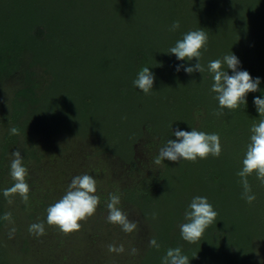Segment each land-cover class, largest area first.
<instances>
[{
	"label": "trees",
	"instance_id": "16d2710c",
	"mask_svg": "<svg viewBox=\"0 0 264 264\" xmlns=\"http://www.w3.org/2000/svg\"><path fill=\"white\" fill-rule=\"evenodd\" d=\"M192 1L114 0L118 12L109 19L112 10L102 7L103 0H0V233L8 237L17 263L21 256L26 264H161L169 248L180 247L189 264H194L196 250L207 245L211 255L208 264H264V186L255 174L248 178L256 196L248 204L236 175L242 168L250 127L260 119L254 99H264V0H223L222 7L216 3L205 10L198 4L194 11ZM179 2L181 5H177ZM126 5L127 15L122 11ZM188 16L189 21L190 17L197 19L196 30L202 29L212 37L200 61L205 68L209 61L231 52L240 61L238 70L260 79L258 91L246 95V105L234 111L224 109V116L213 114L219 105L211 92L212 76L207 71L186 73L184 67H194L198 61H181L167 53L184 32L174 34L173 40H166L160 48L150 41L154 35L150 29L166 24L171 30L173 22L178 20L181 25ZM117 17L121 22L114 25ZM114 30L127 51L118 74L136 79L143 67H149L155 77L150 94L154 101L146 106L160 104L164 110H147L128 146V158L112 134L77 136L75 129L68 131L56 125L55 108L52 112L47 92L51 78H58L59 71H64L59 65L52 67V61L72 66L75 62L71 61L77 59L84 64L95 62L102 71L107 68L112 58L101 52L95 54L93 49ZM178 65H182L180 71L176 70ZM227 71L232 75L231 69ZM15 75L19 81L10 88L7 81ZM55 78L53 93L60 92L62 108L71 110L68 104L77 101L79 94L72 89L70 78L66 83H57ZM130 89L140 93L134 85ZM91 94L85 90L79 98L77 108L81 113L92 105ZM77 108L75 111H79ZM12 127L19 130V135L10 134ZM193 128L218 133L222 146L219 158L201 159L205 170L196 174L218 201L213 206L217 221L207 230V242L199 248L187 245L176 230L177 222L171 221L159 234L151 221L156 195L173 191L177 184L175 172L180 173L181 181L188 172H194L180 167L178 161L165 159L155 165L153 160L168 140L176 139V130L190 132ZM64 133L74 139H62ZM16 151L28 169L27 204L19 195L11 197V204L3 196V190L14 183L10 163ZM84 174L96 180L99 214H108L109 194H117L121 200L118 207L129 221L137 223L135 231L125 233L120 225L109 223L107 218L101 220L103 214L92 225L88 221L82 224L79 232L83 239L76 241L72 233L65 235L47 224V208L66 194L75 176ZM5 213H11V222L2 219ZM34 223L44 224L45 235L36 237L29 232ZM6 227L8 233L4 232ZM13 227L17 237L9 238ZM153 238L160 245L158 250L149 244ZM109 245H123L124 252H109ZM132 248L138 250L136 255L131 254Z\"/></svg>",
	"mask_w": 264,
	"mask_h": 264
},
{
	"label": "clouds",
	"instance_id": "9594fccd",
	"mask_svg": "<svg viewBox=\"0 0 264 264\" xmlns=\"http://www.w3.org/2000/svg\"><path fill=\"white\" fill-rule=\"evenodd\" d=\"M180 27L179 21L172 24L171 30ZM208 34L202 30H193L185 33L183 38L177 40L175 45L168 49L169 54H174L178 60L191 61L195 58L198 62L194 67H184V71L192 74L195 71L204 73L207 71L213 83L211 92L215 93L214 99L218 101L219 108L213 114L217 117L224 116V109L234 111L240 105H246V95L250 92L258 91L260 79H253L247 71L238 70L240 61L230 52L222 59H215L208 62L207 67L200 62L203 52L207 51ZM182 65L177 66L180 71ZM227 69L232 70V75ZM154 74L149 67H143L133 80L134 87L140 89L145 95L152 92L154 84ZM254 104L260 115L258 122L250 127L249 143L246 146L242 168L236 173L240 178L239 183L243 188L242 198L252 204L256 200L249 183V177L255 174L256 179L264 186V99L256 97ZM10 134L19 135L16 127L10 129ZM175 140H168L166 145L159 150V155L153 160L155 165H160L165 159L173 162L180 160L196 162L197 159H207L209 156L219 158L222 153L220 136L218 133L207 134L193 128L192 131L176 130ZM13 159L10 163V176L14 181L13 185L3 190V196L12 203L11 197L19 195L22 201L27 204L29 201L30 187L26 182L28 169L23 165V158L19 151L12 153ZM96 180L88 174L75 176L68 185L66 194L61 199L47 208V224L59 229L65 235L77 232L81 229L82 221H87L92 217L100 204V197L96 195ZM120 196L109 194V201L106 204L108 209L107 221L120 225L125 233H132L137 229V223L129 221L127 215L118 207ZM218 213L208 202L206 197H194L184 218L187 221L180 225V234L184 241L195 244L201 240L206 229L216 223ZM5 221H12L11 213H5L2 217ZM155 219V214H153ZM16 229L13 227L9 232L12 238ZM29 232L36 237L45 235L43 223H34L29 226ZM151 247L160 248L155 238L149 241ZM109 252L123 253L124 246H108ZM137 249L132 248L131 254L136 255ZM161 264H189L188 256L182 254L180 247L169 248L162 257Z\"/></svg>",
	"mask_w": 264,
	"mask_h": 264
},
{
	"label": "rangeland",
	"instance_id": "374dc122",
	"mask_svg": "<svg viewBox=\"0 0 264 264\" xmlns=\"http://www.w3.org/2000/svg\"><path fill=\"white\" fill-rule=\"evenodd\" d=\"M103 1L105 2L102 7L105 6L112 10L108 18L110 19L112 17H116L113 14H116L118 12V8L116 9L114 7V0ZM222 1L223 0H193L191 4V10L194 11L196 7H198V4L205 10L215 5L216 3V6L222 7ZM177 5H181V3L179 2ZM168 8H171V6H168ZM122 11L127 15V5L122 7ZM113 22V24L115 25L117 23H120L121 19L118 17L114 18ZM147 23L148 22H145L144 25ZM195 24H198L197 19H194V17H190L189 21L188 16V21H185L183 24H181L180 27L175 31L169 30L166 24L165 26L162 25L158 26L157 28L150 29L154 31V35L152 34V36H150V41L153 40L152 42H154V45L160 48V46L162 47L164 44H166L167 41H172V36L174 34H177L178 32L180 33L181 31L185 34L189 31L196 30L195 28L197 27ZM158 31L159 35L155 36L156 32ZM125 35H127V32ZM119 38L120 34L117 30H114L111 37H105L106 41L102 42L101 45H96L95 49H93L96 51L95 54L99 55V53L101 52L103 55H107L112 58L109 60L110 64L103 71L97 67L95 62L94 65L96 70H94V65L91 61H88L84 64L85 61L80 63L79 60L74 59L71 61L75 62L72 63V66L69 64H62L52 61V67H56L59 65V70H64L63 72L59 71V73L61 74L58 73V78L54 77L56 79V82L59 83L57 81L59 80L62 81V83H66V79L70 78V85L72 89L74 91H77V93L79 94L77 101L72 100L68 104V108H71V110H68L67 108L65 109V107L64 109L62 108V101L59 99L60 92H58L59 94L53 93V91H55L53 77L51 78V81H53L49 83V85L51 86H48L47 92L49 93V98L51 99V111L53 112V108H55V115L57 116L55 118V120L57 121L56 125L68 131L75 129L73 131L76 132L77 136H79V134L84 135V133H98L101 135L105 133H107L108 135L112 134V138L116 140V145H119V149L128 158L130 156L128 146L130 142L136 137L135 134L139 131V122L144 119L143 117H145L147 110H157L158 112H162L164 110H162L163 107L160 106V104L158 106H146L147 104L154 101L151 99L150 94L145 95L140 89H138L140 93L134 92L133 89H130V86L133 85L132 80L134 79H132L131 76L127 77V75H125L124 78L122 77V74H118L119 69H122L121 65H123V60L121 58L127 55V51L124 50L125 48L123 46V43H119ZM210 39H212V37L210 38L208 35V41ZM125 47L127 49V45ZM205 54L207 55V52H205ZM190 64L192 65V63ZM63 65L64 68L62 67ZM203 65L205 66V63H203ZM68 69L70 70V72ZM18 81L19 78L16 75L12 76L7 81V85L10 88H15V85L18 83ZM82 90L84 92H82ZM85 90L91 91L93 93L91 94L93 96V100L92 105L87 107L81 113L79 108H77L78 101L82 93H85ZM76 108L79 111H75ZM162 123L163 122H160L158 124V127ZM64 134L65 135H63L62 139H74L72 135H66V133ZM137 155L141 157L142 153L138 151ZM178 163L179 165H182L180 167H186L194 171L195 173L191 171L188 172L184 178V181H189V184H184V181L180 180V173L176 171L174 175V181H177V186L174 185L173 191L165 190L156 195V207L151 212V221L154 225L153 227L155 229V232L159 234V230L165 229L169 225V223H171V221L174 223L177 222L176 230L180 233V225L187 222L184 218L185 211L188 209V206L194 197H206L208 202L212 206H215V203L218 204V201L215 200V197H213L204 189V185L201 182V179L196 175L198 171L202 173V171L205 170L203 169L206 166V164L204 165V161L198 158L196 162L180 160L178 161ZM99 209L100 208L98 205L96 213L92 217L87 219L88 223H94V220L99 219L103 214L104 215L101 217V220L102 218H107L108 214L104 212L102 215H100ZM213 209L215 210L216 208L213 207ZM153 214H155V219H153ZM19 216L20 218L23 217L22 214H20ZM85 222L86 221H82L81 224H84ZM210 227L206 229L205 233H207V230L210 229ZM8 231V227H6L4 232L8 233ZM205 233L203 234L200 241L195 244L186 242L187 245L199 248V244L201 245L202 242L205 243L204 241L207 242ZM14 235V237H17L15 233ZM72 235L74 236V238H76V241L83 239V234L79 231L73 232ZM103 235H105V232L101 233V237H103ZM208 251L209 246L207 245H205V247L197 249L195 253L196 256H192L193 258H195L193 263L208 264L209 258L211 257ZM14 252L15 251L10 245L8 237H6L5 234L3 235L0 233L1 264H19L16 262V260L19 259L16 256V253L14 255ZM19 258L20 264H26L24 262L26 260H24L21 256H19Z\"/></svg>",
	"mask_w": 264,
	"mask_h": 264
}]
</instances>
